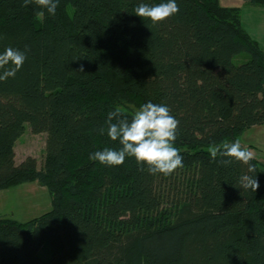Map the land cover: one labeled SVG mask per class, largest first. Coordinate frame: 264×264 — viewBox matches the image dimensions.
<instances>
[{
  "label": "trees",
  "instance_id": "obj_1",
  "mask_svg": "<svg viewBox=\"0 0 264 264\" xmlns=\"http://www.w3.org/2000/svg\"><path fill=\"white\" fill-rule=\"evenodd\" d=\"M141 2L167 0H59L55 16L0 0V53L27 49L0 81V191L38 183L51 196L39 217H0V264H264L261 163L250 173L208 152L264 125V48L240 7L176 0L179 12L153 24L135 14ZM148 101L180 121L184 167L152 175L134 158L90 159L121 147L98 131L108 112L130 119ZM26 125L47 134L41 168L31 156L16 162ZM245 174L256 192L240 188Z\"/></svg>",
  "mask_w": 264,
  "mask_h": 264
},
{
  "label": "clouds",
  "instance_id": "obj_2",
  "mask_svg": "<svg viewBox=\"0 0 264 264\" xmlns=\"http://www.w3.org/2000/svg\"><path fill=\"white\" fill-rule=\"evenodd\" d=\"M36 5L46 10L49 15L55 16L59 0H22V6ZM135 14L143 19H149L153 24L161 23L179 12L176 0H167L155 5L139 3ZM44 11L37 12L43 16ZM27 49L21 51L7 47L0 53V81L15 77L27 59ZM80 72H84L81 65ZM106 128H100L101 135L105 134L114 142H119V149L105 147L102 151H95L90 159L105 166H120L126 158H134L137 165H147V171L152 174L172 175L178 168L184 167L183 156L175 146L180 121L171 114V109L165 104H155L151 101L142 104L129 119L123 110L116 106L107 114ZM209 156L216 160L224 157L220 163L230 166L233 161L248 166V171L254 173L256 168L251 161L255 158L254 152L243 147L240 140L223 143L221 147L213 144L208 149ZM240 188L256 192L260 185L252 175H242L239 180Z\"/></svg>",
  "mask_w": 264,
  "mask_h": 264
},
{
  "label": "rangeland",
  "instance_id": "obj_3",
  "mask_svg": "<svg viewBox=\"0 0 264 264\" xmlns=\"http://www.w3.org/2000/svg\"><path fill=\"white\" fill-rule=\"evenodd\" d=\"M46 138V133L35 134L26 125L23 135L15 144L17 164L31 156L36 158L38 167L41 168L46 155ZM239 140L243 147H248L254 152L264 173V125L247 130ZM50 209L51 196L48 190L38 183H27L0 191V217L26 222L47 213Z\"/></svg>",
  "mask_w": 264,
  "mask_h": 264
},
{
  "label": "crops",
  "instance_id": "obj_4",
  "mask_svg": "<svg viewBox=\"0 0 264 264\" xmlns=\"http://www.w3.org/2000/svg\"><path fill=\"white\" fill-rule=\"evenodd\" d=\"M224 7H240L242 24L247 32L264 48V8L248 5L244 0H220Z\"/></svg>",
  "mask_w": 264,
  "mask_h": 264
}]
</instances>
